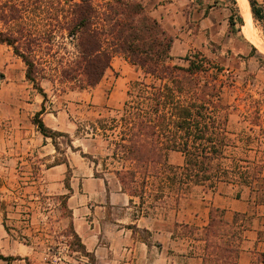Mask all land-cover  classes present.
I'll return each instance as SVG.
<instances>
[{
    "label": "trees",
    "instance_id": "16d2710c",
    "mask_svg": "<svg viewBox=\"0 0 264 264\" xmlns=\"http://www.w3.org/2000/svg\"><path fill=\"white\" fill-rule=\"evenodd\" d=\"M249 2L253 20L264 32V4L258 0ZM235 15L242 26L244 20L238 6ZM228 20L235 29L234 15ZM0 21L8 25L4 29L0 24V42L11 46L23 60L26 78L36 86L40 85L39 76H44L49 68L52 73L60 72L64 79L76 80L78 88L95 87L112 67L116 55L142 69L144 76L130 82L121 115L100 117L89 125L94 134L102 132L106 137L112 136L113 156L121 154L135 165L126 170L130 182L136 181L139 172L144 188L156 184V200H176L191 184L204 185L208 181L214 187L219 182H235L238 173L246 185L252 175L255 179L260 177L252 174L248 164H240L250 160L226 155L227 148L237 144L229 130V104L221 96L225 81L219 77L224 67L200 51L187 54L186 65L171 63L173 36L146 12L142 2L9 0L0 6ZM55 42H64L61 48L73 55L64 56L56 63L40 60L36 51L45 47L49 54ZM68 44L73 50H69ZM42 94L45 98L46 94ZM45 108L44 99L33 117L37 129L52 138L56 149V138L61 135L72 146L67 132L45 123L41 117ZM119 126L122 127L120 134L116 132ZM171 150L182 153V165L168 161ZM229 158L233 160L231 164L225 162ZM150 177L159 180L153 182ZM120 181L123 183L124 179ZM66 187L70 188V184ZM0 205L4 211V227L10 232L4 203ZM80 246L93 263L95 256L81 241ZM229 249L228 245H221V253H217L229 261ZM17 258L0 250V260L5 264H12Z\"/></svg>",
    "mask_w": 264,
    "mask_h": 264
},
{
    "label": "rangeland",
    "instance_id": "374dc122",
    "mask_svg": "<svg viewBox=\"0 0 264 264\" xmlns=\"http://www.w3.org/2000/svg\"><path fill=\"white\" fill-rule=\"evenodd\" d=\"M8 1L0 0V6ZM258 1L264 4V0ZM209 2L212 6L221 7L219 38L201 42L200 46L185 54L172 55L171 63L186 65L185 56L200 51L224 67V72L219 77V80L225 81L221 96L229 104V130L237 144V147H228L226 155L250 160L248 163L240 161V164H248L252 174L260 176L258 179L252 175L250 183L246 185L242 183L239 173L235 174L240 187L251 192L255 202H264V177H261L264 173V32L262 26L254 21V30L260 38V42L256 43L248 32L245 21L242 26L237 22L235 8L238 5L234 0ZM232 14L236 21L235 29L231 28L228 20ZM0 24L4 29L8 26L2 21ZM63 44L64 42H55L54 49L49 54L47 48H40L36 51L37 57L56 63L64 56H72V53L66 54L61 48ZM68 46L69 50H73L71 44ZM112 60V67L107 70L101 82L92 88H78L76 80L64 79L60 72L52 73L49 68L43 73L44 76H39V86L28 80L30 91L26 98L34 101L39 96L45 99L50 111L62 110L61 126L50 127L67 132L72 139V146L68 144V138L61 135L56 138V149L49 137L52 145L48 150L53 151L48 156L51 160L43 158L36 141L33 145L28 141V138L34 139V131L38 130L33 123L34 114L22 119V123L27 126L20 128L17 136H6L1 141L0 202L4 203L6 224L10 232L4 227V211L0 205V250L5 255L19 257L12 260V264H95V261L92 263L83 254L72 223V211L65 193L66 184H70L71 169L61 178L62 185L52 184L44 175L43 164L68 162L72 151H77L82 155H90L83 156L98 163L99 174L115 175L119 180L123 178L122 186L130 193L146 196L147 200L155 199L158 194L156 184L143 187L139 172L136 181L130 182L126 170L135 165L129 159L122 158L121 154L113 156L115 145L110 144L111 135L106 137L102 132H91L89 123L96 119L121 115L130 82L144 76L141 68L125 62L121 56ZM118 60L122 63H118ZM23 65L26 66L25 63ZM42 93L46 94L45 98ZM45 123L48 125L46 121ZM78 127L81 128L79 131ZM121 130L122 127L119 126L116 132L120 134ZM107 133L112 134L111 131ZM183 160L181 152H168L170 163L178 165ZM225 162L231 164L233 160L229 158ZM150 180L156 182L159 178L150 177ZM220 183H216L214 187L208 181L204 185L191 184L185 191L199 193L205 189H214ZM173 201L174 199L167 198L159 202L168 206ZM236 236L238 232L233 233L234 239ZM236 256L237 253L230 254L231 263L235 262ZM5 263L0 260V264Z\"/></svg>",
    "mask_w": 264,
    "mask_h": 264
},
{
    "label": "crops",
    "instance_id": "0c3cea01",
    "mask_svg": "<svg viewBox=\"0 0 264 264\" xmlns=\"http://www.w3.org/2000/svg\"><path fill=\"white\" fill-rule=\"evenodd\" d=\"M137 1L173 36L171 55L219 38L221 7L209 0ZM23 63L11 46L0 42V145L6 136H17L27 126L22 119L42 107L41 97L26 98L30 89ZM45 107L43 120L60 127L62 110ZM34 134L29 143L36 141L41 156L50 161V138L38 130ZM43 165L46 178L58 185L71 169L65 193L74 230L95 256V264H264V202H255L239 180L199 193L186 191L167 206L130 193L115 175L99 174L98 163L77 151H72L68 162ZM221 245L229 246L227 257L238 254L235 262L217 253Z\"/></svg>",
    "mask_w": 264,
    "mask_h": 264
},
{
    "label": "bare ground",
    "instance_id": "6f19581e",
    "mask_svg": "<svg viewBox=\"0 0 264 264\" xmlns=\"http://www.w3.org/2000/svg\"><path fill=\"white\" fill-rule=\"evenodd\" d=\"M236 2L239 7L240 14L244 18L248 32L252 36V39L256 41V43L260 42V38L258 37L256 31L254 30V20H253L252 11H251L252 9L249 0H236Z\"/></svg>",
    "mask_w": 264,
    "mask_h": 264
},
{
    "label": "water",
    "instance_id": "95a60500",
    "mask_svg": "<svg viewBox=\"0 0 264 264\" xmlns=\"http://www.w3.org/2000/svg\"><path fill=\"white\" fill-rule=\"evenodd\" d=\"M244 19V18H243Z\"/></svg>",
    "mask_w": 264,
    "mask_h": 264
}]
</instances>
